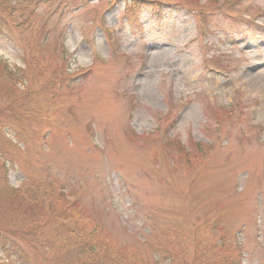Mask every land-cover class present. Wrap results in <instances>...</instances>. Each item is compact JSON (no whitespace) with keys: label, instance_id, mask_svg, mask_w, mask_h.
Listing matches in <instances>:
<instances>
[{"label":"rangeland","instance_id":"rangeland-1","mask_svg":"<svg viewBox=\"0 0 264 264\" xmlns=\"http://www.w3.org/2000/svg\"><path fill=\"white\" fill-rule=\"evenodd\" d=\"M28 1L0 0V213L57 180L98 252L53 217L17 243L36 264H264V0Z\"/></svg>","mask_w":264,"mask_h":264},{"label":"trees","instance_id":"trees-1","mask_svg":"<svg viewBox=\"0 0 264 264\" xmlns=\"http://www.w3.org/2000/svg\"><path fill=\"white\" fill-rule=\"evenodd\" d=\"M32 3H34V0H32ZM133 4L136 7H144L147 5L145 1L141 0ZM27 5H31V3H27ZM17 77L18 76H16V79ZM5 191L7 197L1 204L2 210L0 213V249L6 255V260L12 262V264H36L33 254L25 251L22 246L17 243V238L21 233L26 235L29 231V227L32 226L31 224L42 231L46 226V217H53L54 222L65 223L72 226L70 230H65L67 234L77 240L70 245V248L78 252V254H96V252H98V246L94 242L83 241L85 234H88L89 239L94 238L92 235V224L90 225L88 222H83L81 217L76 219L74 215H71L72 211L70 208L62 207L59 209L51 203V199L54 201L56 197L57 199L60 197L56 195L57 191H59L57 188V180L49 182L41 177L37 180L28 177L22 181L20 188L14 189V187L9 186ZM54 204L57 205V202L54 201ZM94 229H96V227H94ZM38 243V246L44 244L45 247H49L45 239ZM68 246L69 245H66L65 247ZM103 248L107 251V244L104 245ZM111 250L108 251L113 253L115 257L127 254L130 258L134 259V255L130 251L125 253L122 250ZM209 251H211L210 247ZM102 263L104 262H100L99 264Z\"/></svg>","mask_w":264,"mask_h":264}]
</instances>
